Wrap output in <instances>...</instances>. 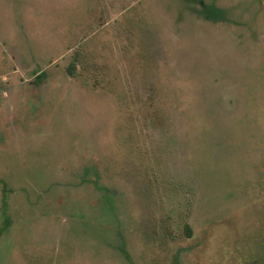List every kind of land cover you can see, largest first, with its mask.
<instances>
[{
    "label": "rangeland",
    "instance_id": "374dc122",
    "mask_svg": "<svg viewBox=\"0 0 264 264\" xmlns=\"http://www.w3.org/2000/svg\"><path fill=\"white\" fill-rule=\"evenodd\" d=\"M0 264H264V0H0Z\"/></svg>",
    "mask_w": 264,
    "mask_h": 264
}]
</instances>
